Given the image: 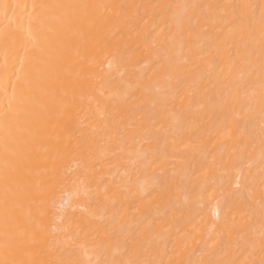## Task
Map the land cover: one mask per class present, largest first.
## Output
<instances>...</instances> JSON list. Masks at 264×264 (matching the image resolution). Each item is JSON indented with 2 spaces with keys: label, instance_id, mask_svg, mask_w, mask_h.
I'll return each mask as SVG.
<instances>
[{
  "label": "bare ground",
  "instance_id": "obj_1",
  "mask_svg": "<svg viewBox=\"0 0 264 264\" xmlns=\"http://www.w3.org/2000/svg\"><path fill=\"white\" fill-rule=\"evenodd\" d=\"M0 264H264V0H0Z\"/></svg>",
  "mask_w": 264,
  "mask_h": 264
}]
</instances>
